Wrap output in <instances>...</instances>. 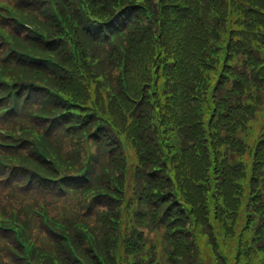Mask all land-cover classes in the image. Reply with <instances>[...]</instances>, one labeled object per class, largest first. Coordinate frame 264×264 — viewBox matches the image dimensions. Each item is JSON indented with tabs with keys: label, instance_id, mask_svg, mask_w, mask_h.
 <instances>
[{
	"label": "trees",
	"instance_id": "obj_1",
	"mask_svg": "<svg viewBox=\"0 0 264 264\" xmlns=\"http://www.w3.org/2000/svg\"><path fill=\"white\" fill-rule=\"evenodd\" d=\"M5 1L62 38L22 37L17 23L0 17L12 45L53 56L63 68L10 55L0 38V69L24 83L53 77L63 97L21 91L0 102V127H30L40 148L53 147L77 167L89 161L87 177L71 173L65 181L80 191L64 196L61 183L39 177L57 173L30 134L0 146L7 166L0 164V209H15L48 254L36 258L0 228V264H83L73 250L85 264H203L205 256L237 264L252 248L264 253V130L243 136L252 121L264 122V0H56L72 36L48 0ZM124 147L135 150L131 162ZM88 175L104 184L102 196L88 191ZM41 202L68 227L51 230Z\"/></svg>",
	"mask_w": 264,
	"mask_h": 264
},
{
	"label": "rangeland",
	"instance_id": "obj_2",
	"mask_svg": "<svg viewBox=\"0 0 264 264\" xmlns=\"http://www.w3.org/2000/svg\"><path fill=\"white\" fill-rule=\"evenodd\" d=\"M221 264V262H219Z\"/></svg>",
	"mask_w": 264,
	"mask_h": 264
}]
</instances>
